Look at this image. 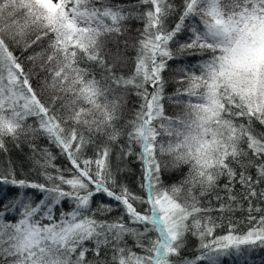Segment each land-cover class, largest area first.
<instances>
[{
    "label": "snow or ice",
    "instance_id": "snow-or-ice-1",
    "mask_svg": "<svg viewBox=\"0 0 264 264\" xmlns=\"http://www.w3.org/2000/svg\"><path fill=\"white\" fill-rule=\"evenodd\" d=\"M133 20L143 27L125 71L118 38ZM170 61L182 87L166 96ZM129 94L139 103L125 132ZM122 136L143 195L96 139ZM9 143H26L31 163L0 166V264H253L264 250V0H0V152ZM169 167L186 169L178 184H165ZM189 236L194 257L182 255Z\"/></svg>",
    "mask_w": 264,
    "mask_h": 264
},
{
    "label": "trees",
    "instance_id": "trees-1",
    "mask_svg": "<svg viewBox=\"0 0 264 264\" xmlns=\"http://www.w3.org/2000/svg\"><path fill=\"white\" fill-rule=\"evenodd\" d=\"M126 2H134V0H126ZM171 23V22H170ZM143 25L142 23H139L135 20L129 22V28L131 31L129 33H126L124 37L118 38L119 43H120V48H119V53L122 54L123 56L126 57V63H127V68H125V71L130 69L132 67V62L135 57V49L131 46L135 43V38L138 36V33L136 32V29L142 28ZM125 39L129 40V46L127 49L123 47V42ZM183 40V34H181V41ZM46 47V45H44ZM107 47L111 50L113 54L117 53V47L112 41H109ZM39 51V48L37 46H34L33 49H30L28 53H25V56L29 55L32 51ZM17 54L19 55V51H17ZM185 58L188 63H193L194 60L196 59L195 56L193 57H188L187 53H185ZM26 68L30 67L31 65L29 62L24 61ZM178 62L176 61H170L169 62V68L170 71H166L164 73V76L167 80H169V83L166 85L165 88V95H173L174 94V89L177 87H182L180 84L175 83V80L173 77H178L179 74L175 72V69L178 67ZM181 99H186V97H181ZM128 102L124 105L123 108V116L118 123V127H121L123 131H127V128H124V124L126 123L127 120L131 119L133 116V112L136 108V106L139 103V99L131 94L127 97ZM183 105L182 104H173V103H166L165 105V110L166 114L171 115V116H176L182 112ZM29 123H32L31 120H29ZM97 143L101 144V146L104 143H109L111 147V163L113 168L115 169L117 166H119L120 171L117 176V179L120 183L127 185L134 193L137 195H143V191L140 188V183L142 180V172H141V164L137 159L136 155L133 156H128L121 160L120 158V151H121V145H125L127 143L126 139L122 136L120 140L116 143H112L109 141H106L104 137H97ZM41 146H48L47 141L44 139H41L38 142ZM93 146V150H94ZM9 151L8 154H4L0 152V166H3L5 161L8 159H11L12 162L16 165L17 171L18 172H23V173H29L30 172V149L26 143H21L19 148H16L14 145L9 143L8 145ZM134 151L138 152L139 151V146L134 145L133 146ZM54 153L57 154V159L55 160V163L61 167L67 166V160L60 156L55 148L51 149ZM93 150H90L88 152L89 156L93 155ZM167 159V158H165ZM186 172V169H173L169 167L163 174L164 181L166 185H171V184H178L179 181L183 178L184 173ZM32 177L35 178V173H31ZM223 183V181H221ZM237 188H239V185H237ZM11 194V192H9ZM207 199L212 200V203L215 204L216 201L209 196ZM64 210H70L69 205L67 203L64 204ZM119 215V211H114L110 214L111 217H115ZM214 215H219V213H215ZM244 213L242 212H237L235 214L236 218H243ZM243 227V226H242ZM226 222H225V228L223 229H218L217 234H221L226 231ZM132 241L129 239V244H131ZM197 239L195 237L189 236L188 241H187V247L186 249L182 252L183 256L187 257H194L196 255V247H197ZM261 262L264 263V250H256L253 254V264H262ZM227 264V261L225 262Z\"/></svg>",
    "mask_w": 264,
    "mask_h": 264
},
{
    "label": "rangeland",
    "instance_id": "rangeland-1",
    "mask_svg": "<svg viewBox=\"0 0 264 264\" xmlns=\"http://www.w3.org/2000/svg\"><path fill=\"white\" fill-rule=\"evenodd\" d=\"M262 264H264L263 262H261Z\"/></svg>",
    "mask_w": 264,
    "mask_h": 264
}]
</instances>
